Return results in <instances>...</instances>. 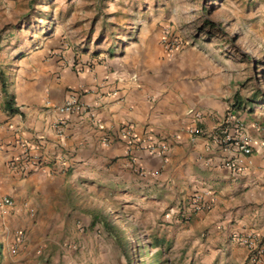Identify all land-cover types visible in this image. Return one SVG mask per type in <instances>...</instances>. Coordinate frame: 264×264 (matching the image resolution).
Masks as SVG:
<instances>
[{"label":"crops","instance_id":"crops-1","mask_svg":"<svg viewBox=\"0 0 264 264\" xmlns=\"http://www.w3.org/2000/svg\"><path fill=\"white\" fill-rule=\"evenodd\" d=\"M65 39L47 40L21 59L0 54V264H51V229L79 218L72 191L83 186H110L129 198L201 195L209 209L184 214L190 222L183 233L194 240L180 247L184 264H255L237 237L264 238V106L230 88L215 53L168 54L155 29L124 51L100 54ZM74 96L87 113L60 114L56 106ZM230 112L253 139L238 173L223 167L232 152L188 133H211ZM128 126L132 137L123 134ZM164 144L165 153L150 152Z\"/></svg>","mask_w":264,"mask_h":264},{"label":"rangeland","instance_id":"rangeland-1","mask_svg":"<svg viewBox=\"0 0 264 264\" xmlns=\"http://www.w3.org/2000/svg\"><path fill=\"white\" fill-rule=\"evenodd\" d=\"M148 29L157 30L168 54L215 53L228 69L230 88L264 106V0H0L5 61L60 38L84 54L124 51ZM72 192L80 215L51 229V264H90V258L100 264H184L180 247L194 243L183 233L190 222L184 214L191 213L195 195L180 201L170 190L129 198L110 186Z\"/></svg>","mask_w":264,"mask_h":264},{"label":"built area","instance_id":"built-area-1","mask_svg":"<svg viewBox=\"0 0 264 264\" xmlns=\"http://www.w3.org/2000/svg\"><path fill=\"white\" fill-rule=\"evenodd\" d=\"M56 110L60 114L64 115H84L87 113V107L82 103L78 96H74L65 102L61 106H56ZM190 114L194 116V120L201 122L203 115L199 112L191 111ZM123 133L127 137H132L133 128L128 126ZM188 133L190 134L192 141H195L201 135H207L214 143L218 144L224 151L232 152L233 157L223 162V167L227 170L238 173L242 171L247 163V158L254 152L253 139L247 131L245 122L242 118L234 113H228L219 120L217 128L211 133H207L201 130L199 127L190 128ZM264 145V140H263ZM150 152L152 154L165 153L168 151L167 145H160V147L151 146ZM20 164L15 165V169ZM23 170H26V168ZM4 205H12V201L9 198L2 199ZM191 213H198L209 209L204 201V197L201 195H195L190 201ZM190 212L185 213L188 215ZM237 240L243 243L248 248L249 259L257 264L264 259V238H260L254 234L241 235L237 237ZM22 237L19 238L18 243H22ZM14 253L16 250L13 251Z\"/></svg>","mask_w":264,"mask_h":264},{"label":"trees","instance_id":"trees-1","mask_svg":"<svg viewBox=\"0 0 264 264\" xmlns=\"http://www.w3.org/2000/svg\"><path fill=\"white\" fill-rule=\"evenodd\" d=\"M2 85H3V88H5L6 84H5L4 80H3V78H2Z\"/></svg>","mask_w":264,"mask_h":264}]
</instances>
